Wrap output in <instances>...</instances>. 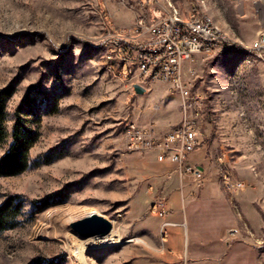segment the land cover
Instances as JSON below:
<instances>
[{
    "label": "rangeland",
    "instance_id": "obj_1",
    "mask_svg": "<svg viewBox=\"0 0 264 264\" xmlns=\"http://www.w3.org/2000/svg\"><path fill=\"white\" fill-rule=\"evenodd\" d=\"M169 2L184 18L201 10L233 41L230 51L195 54L183 67L202 112L191 154L207 151V179L125 143L129 122L164 134L183 117L184 98L170 85L141 84L134 64L107 59L114 33L141 17L164 16ZM263 31L264 0H0V90L14 91L8 130L27 96L41 115L30 167L0 177V205L12 196L24 202L18 224L0 233V264L61 256L76 264L68 238H84L70 223L91 213L111 221L120 243L88 248L89 264H264V53L250 50ZM135 84L147 91L137 94ZM225 172L245 189L226 193ZM185 175L196 190L186 218L182 210L175 219L169 188L185 183ZM162 199L167 218L155 209ZM44 200L51 205L40 211L35 203ZM204 229L218 233L211 248L190 243L189 231Z\"/></svg>",
    "mask_w": 264,
    "mask_h": 264
},
{
    "label": "built area",
    "instance_id": "obj_2",
    "mask_svg": "<svg viewBox=\"0 0 264 264\" xmlns=\"http://www.w3.org/2000/svg\"><path fill=\"white\" fill-rule=\"evenodd\" d=\"M144 5H158L161 0H140ZM168 11L161 15V21L142 17L130 30L114 33L108 43L110 61L121 60L127 65L134 64L140 83H164L171 86L172 92L184 98L183 117L177 126L164 134H158L152 126L140 127L135 123L125 125V143L130 151H148L156 155L159 162L176 164L181 173H189L202 180L203 172L198 167L187 164L192 152L199 146V122L197 109L200 105L194 99L189 84L184 79L183 67L195 54H220L221 48H231L230 39L218 36L216 29L203 20L197 9L187 17H182L176 7L169 2ZM160 11V10H159ZM252 50L264 53V31L257 37ZM222 185L228 194L237 193L246 183L234 178L230 173L222 175ZM160 217L169 215L167 201L155 204ZM171 225L164 222L163 227ZM239 234L237 229L228 233V238ZM264 247V246H260ZM187 264V263H183Z\"/></svg>",
    "mask_w": 264,
    "mask_h": 264
},
{
    "label": "trees",
    "instance_id": "obj_3",
    "mask_svg": "<svg viewBox=\"0 0 264 264\" xmlns=\"http://www.w3.org/2000/svg\"><path fill=\"white\" fill-rule=\"evenodd\" d=\"M13 88L6 87L0 90V148L7 146L5 153L0 157V177L17 176L25 172L31 164L30 152L39 140V123L41 115L36 103L28 96L14 112V121L8 130V105L13 96ZM38 210L47 209L51 203L48 200L35 203ZM24 202L19 197L7 198L0 205V233L14 228L17 219L22 215ZM64 256L44 259L35 258L30 264H65Z\"/></svg>",
    "mask_w": 264,
    "mask_h": 264
},
{
    "label": "crops",
    "instance_id": "obj_4",
    "mask_svg": "<svg viewBox=\"0 0 264 264\" xmlns=\"http://www.w3.org/2000/svg\"><path fill=\"white\" fill-rule=\"evenodd\" d=\"M178 122V117H176L175 119H173L171 121V124H175ZM176 125V124H175ZM174 125V126H175ZM173 127V126H172ZM244 140V138H243ZM193 154V153H192ZM190 155L189 157V164L194 165L196 167H198L204 176V179H207V169H208V155H207V151L205 149L202 150V152L198 155ZM220 160H222L220 158ZM193 163V164H192ZM245 172H248V169L245 170ZM191 175H185L184 177V181L185 183H183L182 185H180L178 187L177 184H175L174 186L172 185L169 189V207L170 210L172 212V217L175 219H180L181 216H183L182 214V210L184 211V216H185V212H186V202H192V195L194 194L195 190H196V184L191 185L189 184V182L191 181ZM176 180V178H175ZM206 183H208L206 181ZM206 186L208 187V184H206ZM209 188V187H208ZM208 188H206L207 190H209ZM249 211V208H248ZM186 218V216H185ZM187 226H188V222ZM189 228V227H188ZM195 235L193 236L192 233L189 231V240L190 243H196V240H199L200 243L204 244V246L207 247H213L216 243H217V238H218V233H215L214 231H211V229H204L203 231L200 230H195ZM188 235V234H187ZM236 261H239L240 258H236Z\"/></svg>",
    "mask_w": 264,
    "mask_h": 264
},
{
    "label": "bare ground",
    "instance_id": "obj_5",
    "mask_svg": "<svg viewBox=\"0 0 264 264\" xmlns=\"http://www.w3.org/2000/svg\"><path fill=\"white\" fill-rule=\"evenodd\" d=\"M201 14L203 16V20L207 21L209 25H211L212 27H214V29H216L218 36H222L223 39H230L227 36V34L222 31V29H220L217 25L214 24V22L212 21L210 17H208L203 12H201ZM154 21H161V15L159 14L154 15ZM231 42L233 44V41ZM106 47H107V52H108V44L106 45ZM231 48H221L220 54L230 51ZM250 50L253 51L254 53L257 52L256 55L260 56V51L252 50V48ZM107 59L110 60L108 56H107ZM198 109H197V119H201L202 112L198 111ZM119 243H120L119 232L116 231L115 229H112V231L107 236H104V237L96 236V237L84 238L83 240H80L78 239V237L76 238V237L69 236L68 249L70 251L71 258L74 260L76 264H89L90 261L88 262L85 256V251L88 248L106 247V246H111V245H117Z\"/></svg>",
    "mask_w": 264,
    "mask_h": 264
},
{
    "label": "water",
    "instance_id": "obj_6",
    "mask_svg": "<svg viewBox=\"0 0 264 264\" xmlns=\"http://www.w3.org/2000/svg\"><path fill=\"white\" fill-rule=\"evenodd\" d=\"M137 94H144L147 89L139 84L134 85ZM71 229L81 238L104 237L113 229L111 221L96 213H91L70 223Z\"/></svg>",
    "mask_w": 264,
    "mask_h": 264
}]
</instances>
